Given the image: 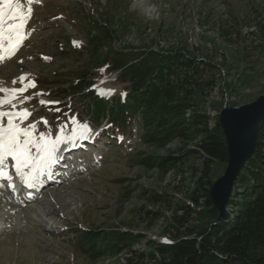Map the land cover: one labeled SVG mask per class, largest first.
Segmentation results:
<instances>
[{
	"label": "rangeland",
	"instance_id": "rangeland-1",
	"mask_svg": "<svg viewBox=\"0 0 264 264\" xmlns=\"http://www.w3.org/2000/svg\"><path fill=\"white\" fill-rule=\"evenodd\" d=\"M31 9L22 46L0 63V82L9 89H20L39 77L46 92L59 82L51 91L58 98H50L61 100L58 104H41L48 102L44 92L36 96L31 87L20 95V99L31 97L22 105L32 109L30 120L22 126L36 123L38 136L49 132V118L55 116L57 126L69 124L81 129L87 124L90 131L86 132L94 141L87 143L90 152L102 158L89 175L77 182L66 181L61 192L49 195L39 214H31L34 220L17 215L7 221L10 227L0 235V264L168 261L172 247L160 245V239L176 242L196 237L212 222L202 188L209 190L212 202L213 185L229 165L228 160L213 161L209 173H204L205 165L194 152L205 130L218 125L225 133L221 123L224 111L264 96V0H35ZM157 50H180L191 57L188 67L178 68L168 79L171 84L185 76L190 82L187 90L175 94L178 98L185 96V123L164 148L155 149L140 141L132 157L126 149L134 148L136 139L128 141L119 136L117 141H107L103 131L109 128V122L94 127L86 109L93 101L91 92L99 95L100 88L112 89L113 95L104 96L110 98L130 86L131 70H152V51ZM123 71L127 72L126 80L121 77ZM42 74L44 77H40ZM21 76L27 79L22 82ZM80 86L83 90L78 93ZM68 92H73L71 97L60 99ZM107 106L111 107L109 103ZM59 111L62 114L57 116ZM108 114L101 116L106 120ZM195 120L199 127L190 125ZM114 133L118 135L116 129ZM191 133L196 139H191ZM120 140L123 149L116 152L111 146ZM142 154L146 159L151 158L149 154L171 159L167 169L150 170L138 163ZM155 194L160 197L158 202L150 199ZM193 194L198 196V205L183 228L177 230L171 212ZM230 200L231 196L223 214L216 208L215 219L230 210ZM79 228L101 233L95 253L79 248L75 234ZM116 243L118 247L108 249ZM72 247L78 251L75 253Z\"/></svg>",
	"mask_w": 264,
	"mask_h": 264
},
{
	"label": "trees",
	"instance_id": "trees-1",
	"mask_svg": "<svg viewBox=\"0 0 264 264\" xmlns=\"http://www.w3.org/2000/svg\"><path fill=\"white\" fill-rule=\"evenodd\" d=\"M152 55L155 58L152 70L148 71L147 67L143 71L136 68V71L131 70L128 77L131 79L130 86L124 95L110 100L112 108L108 111L113 122L122 128L136 124L144 144L162 149L173 139L178 129L184 127L185 96L178 98L175 94L180 90H187L186 86L189 87L190 84L185 76L177 77L171 84L168 79L178 68L188 67L192 61L191 57L180 50L152 51ZM125 75L128 76L126 71L121 72L123 80L127 79ZM94 110L93 115L98 121L99 116L106 114L107 109L105 104L96 102ZM190 125L199 127L201 124H197L195 120ZM190 135L191 139L197 137L195 133ZM198 148L194 154H198L205 165L206 174L213 161L228 160L225 134L218 125L214 129L205 130ZM149 155L151 158L146 159L142 154L137 160L150 170L165 169L171 159L161 154ZM237 180L238 184L236 186L235 182L229 201L230 210H226L218 219H215L218 211L212 205L209 190L202 188L201 196L212 222L196 237L176 242L171 239L169 244L160 243L162 246L172 247L169 260H164L162 264H264V125L258 134L255 149ZM150 199L158 202L160 197L155 194ZM195 205H198V196L193 194L187 202H181L171 212V221L177 230L183 228ZM178 211L181 212L178 214ZM92 234L101 244L102 237ZM107 245L105 244V248ZM111 246L114 249L118 247V243L110 244L108 249Z\"/></svg>",
	"mask_w": 264,
	"mask_h": 264
},
{
	"label": "snow or ice",
	"instance_id": "snow-or-ice-1",
	"mask_svg": "<svg viewBox=\"0 0 264 264\" xmlns=\"http://www.w3.org/2000/svg\"><path fill=\"white\" fill-rule=\"evenodd\" d=\"M34 2L35 0H0V63L14 56L26 39L24 30L27 21L31 18V5ZM25 4L28 5L27 9L24 7ZM19 79L23 82L27 77L21 76ZM13 83L15 84L16 81ZM30 87L34 88L35 83L29 82L20 89H9L0 82V92L4 93L0 96V180L11 178L8 171L11 167L31 187V180L40 166L44 163L56 162L55 154L59 151V146L65 143V138L62 132L56 137L50 132H40L37 136L36 123L22 126L31 112L28 109L17 110V108L18 104L22 105L31 99V97L20 99V95ZM98 91L101 96L114 94L112 89L100 88ZM40 103L58 104L59 102L40 101ZM5 105L9 106L8 110H5ZM43 122L47 124V121ZM81 127L90 131L87 124H82ZM9 160L12 161L11 164ZM25 169L31 171L25 172Z\"/></svg>",
	"mask_w": 264,
	"mask_h": 264
},
{
	"label": "water",
	"instance_id": "water-1",
	"mask_svg": "<svg viewBox=\"0 0 264 264\" xmlns=\"http://www.w3.org/2000/svg\"><path fill=\"white\" fill-rule=\"evenodd\" d=\"M221 123L225 129L229 165L213 185L211 195L214 207L223 214L238 173L253 153L257 134L264 124V96L244 107L224 111Z\"/></svg>",
	"mask_w": 264,
	"mask_h": 264
},
{
	"label": "bare ground",
	"instance_id": "bare-ground-1",
	"mask_svg": "<svg viewBox=\"0 0 264 264\" xmlns=\"http://www.w3.org/2000/svg\"><path fill=\"white\" fill-rule=\"evenodd\" d=\"M264 125V124H263ZM263 127V126H262ZM261 127V128H262ZM261 130V129H260ZM260 130H259V132H260ZM259 132H258V134H259ZM258 134H257V137H258ZM256 140H257V138H256ZM256 140H255V146H256ZM255 146H254V149H255ZM254 151V150H253ZM248 160V159H247ZM237 178H238V176H237ZM237 180V179H236ZM236 180H235V182H236ZM235 182H234V184H233V188H232V190H231V193H230V196L232 195V193H233V190H234V185H235ZM46 202V201H45ZM47 204H49V203H47ZM47 206V205H46ZM51 206V205H50ZM49 207V206H48ZM52 212V211H51Z\"/></svg>",
	"mask_w": 264,
	"mask_h": 264
}]
</instances>
